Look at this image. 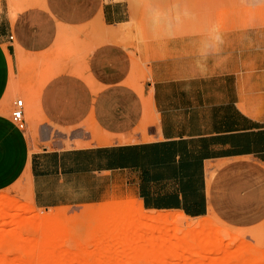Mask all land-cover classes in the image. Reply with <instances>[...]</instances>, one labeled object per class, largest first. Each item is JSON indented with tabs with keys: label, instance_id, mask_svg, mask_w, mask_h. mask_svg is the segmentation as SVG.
<instances>
[{
	"label": "rangeland",
	"instance_id": "rangeland-1",
	"mask_svg": "<svg viewBox=\"0 0 264 264\" xmlns=\"http://www.w3.org/2000/svg\"><path fill=\"white\" fill-rule=\"evenodd\" d=\"M232 1L245 6L247 0ZM210 2L142 1L135 28L118 27L101 40L99 0H0L5 36L0 37V93L10 71L4 91L10 93L9 105L0 100V118L11 123L10 109L15 99L24 101L19 94L24 90L37 97L36 121L23 109L25 126L19 130L32 150L76 146V140L88 145L148 138L153 111L146 42L193 31L188 24L194 5L205 9ZM148 3L154 9L144 12ZM251 173L235 170L222 177L227 190L219 209L204 217L186 215L204 225L195 234L178 232L171 243L181 259L172 264H264V175ZM118 202L134 210L140 206L134 199H117L43 209L18 183L0 189V264H132L130 257L118 261L123 248L118 222L100 223L106 207ZM146 237L139 246L159 243ZM206 239L212 241L202 244Z\"/></svg>",
	"mask_w": 264,
	"mask_h": 264
},
{
	"label": "crops",
	"instance_id": "crops-1",
	"mask_svg": "<svg viewBox=\"0 0 264 264\" xmlns=\"http://www.w3.org/2000/svg\"><path fill=\"white\" fill-rule=\"evenodd\" d=\"M99 1L106 25L129 19L125 0ZM212 1L194 5L193 31L146 42L148 138L32 150L0 118V189L18 183L43 209L134 199L198 218L219 209L225 175H264V4ZM217 35L219 51L205 58Z\"/></svg>",
	"mask_w": 264,
	"mask_h": 264
},
{
	"label": "bare ground",
	"instance_id": "bare-ground-1",
	"mask_svg": "<svg viewBox=\"0 0 264 264\" xmlns=\"http://www.w3.org/2000/svg\"><path fill=\"white\" fill-rule=\"evenodd\" d=\"M142 1L145 0H126L129 10V19L121 24L106 25L105 23H103L99 14L101 27L103 28L101 40H105L106 35H108L109 33L111 34L112 31L116 30V28L118 27L128 29L135 28L137 24L136 12L138 8L141 7ZM261 2H263L264 4V0H247L246 6L254 7ZM144 4H147V2H144ZM150 4L148 3V6H145L146 9L144 8V12H151V10L154 9L153 5ZM146 20L145 24L146 22H149V24H151L152 19ZM22 89L23 88H21V90ZM19 94L23 97L26 104L25 108H23L25 110V113L28 114L32 122L36 121V119H34L35 117H37V111L35 110V108H38V106L35 107L37 104L36 102H34L35 98L37 99V97L35 96L36 94L34 93L35 95L33 96L32 93H26L24 92V90ZM1 206L0 210L1 208L3 209V207ZM134 209L122 202H118V204H113L106 207V211L102 215V221L100 222L102 224H108L109 222L113 221L118 222V241H120L118 244L121 245V247L123 246L122 250L118 253V261L130 257V261L132 264H140L142 262H147L148 264H172V261H179L181 259V255L179 253H176L172 249L173 245L171 243L173 239L176 238L178 232L180 230L186 229L191 231L192 234H195L199 231V227L204 225L203 222L192 223L181 211H145L141 203L138 209ZM130 220H133V223H131ZM131 227L132 232L129 234ZM141 227L143 229H141ZM169 233H172V236H170ZM146 235L151 236L149 239H151L152 237H156L159 243L152 246L151 244H149L150 241H145V245L139 246L138 240L148 239ZM211 241L212 239H206L202 242V244H208Z\"/></svg>",
	"mask_w": 264,
	"mask_h": 264
},
{
	"label": "built area",
	"instance_id": "built-area-1",
	"mask_svg": "<svg viewBox=\"0 0 264 264\" xmlns=\"http://www.w3.org/2000/svg\"><path fill=\"white\" fill-rule=\"evenodd\" d=\"M9 38H11V36H9ZM23 105L22 99L17 98L9 112L10 121L18 130H22L25 126Z\"/></svg>",
	"mask_w": 264,
	"mask_h": 264
},
{
	"label": "clouds",
	"instance_id": "clouds-1",
	"mask_svg": "<svg viewBox=\"0 0 264 264\" xmlns=\"http://www.w3.org/2000/svg\"><path fill=\"white\" fill-rule=\"evenodd\" d=\"M213 39L214 43L206 44L204 51L201 53L205 58L219 51V44L222 43L221 38L217 35Z\"/></svg>",
	"mask_w": 264,
	"mask_h": 264
}]
</instances>
